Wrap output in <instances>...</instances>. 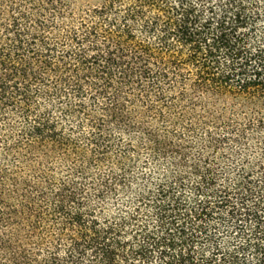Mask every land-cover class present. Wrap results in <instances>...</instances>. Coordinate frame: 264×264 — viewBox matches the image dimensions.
<instances>
[{
	"label": "trees",
	"instance_id": "1",
	"mask_svg": "<svg viewBox=\"0 0 264 264\" xmlns=\"http://www.w3.org/2000/svg\"><path fill=\"white\" fill-rule=\"evenodd\" d=\"M0 264H264V0H0Z\"/></svg>",
	"mask_w": 264,
	"mask_h": 264
}]
</instances>
